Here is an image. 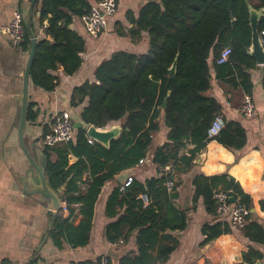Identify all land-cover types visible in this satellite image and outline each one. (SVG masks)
Listing matches in <instances>:
<instances>
[{"label":"trees","instance_id":"1","mask_svg":"<svg viewBox=\"0 0 264 264\" xmlns=\"http://www.w3.org/2000/svg\"><path fill=\"white\" fill-rule=\"evenodd\" d=\"M94 3L91 0L37 1L35 10L45 36L38 39L31 68L34 85L52 91L57 79L51 70L63 67L67 75H72L81 67L86 40L70 26L76 17L88 13ZM249 4L256 9L264 8V0H149L141 6L138 15L128 13L131 27L117 24L116 30L121 35H130L133 39L141 38L147 31L149 49L141 54L118 51L101 62L95 70L96 81H86L73 91L74 105L88 99L80 116L83 126H75L73 138L67 142L44 145L48 158L47 180L56 190L65 188L61 197L69 211L67 217H63L61 211L56 215L51 213L50 236L55 243L61 245L62 237L74 246L89 242L95 206L105 183L147 157L153 133L159 130L163 115L169 128L168 141L152 156L153 162L162 168L161 175L146 183L132 178L124 190L121 186L113 189L107 213L115 216L118 208H126L108 225L107 236L112 242L122 236L126 240L129 236L123 235L125 226L131 231L137 230L138 253L124 255L120 264H153L156 260H168L174 245H161V240L171 238L167 231H180L188 226V211L178 204L179 183L175 175L164 168L173 165L178 172L191 168L211 139L235 151L243 149L246 143V130L235 121L225 120L220 133L209 138L208 129L219 115L221 105L207 93L211 89V56L213 65L230 76L229 82L240 86L247 94L252 93L253 82L248 70L255 68L257 62L249 54L253 36ZM34 28L37 31L36 25ZM258 31L264 44V12ZM21 46L30 50L28 34ZM225 46L232 48L229 60L218 63L220 51ZM175 62V71L171 72ZM37 118L34 103L30 102L27 120L36 121ZM117 121L121 122L122 130L109 145L90 141L86 126L105 128ZM187 142L194 147L180 156ZM70 155L77 160L70 163ZM85 175L89 176L86 181ZM172 177L175 185L169 190L165 183ZM83 182L85 189L81 188ZM192 185L194 206L202 198L207 213L212 216L219 217L214 198L216 189L228 191L237 203L248 207L250 217L244 233L264 243V225L257 220L250 221L252 198L233 176L227 172L199 173L194 176ZM142 194L149 197L148 204L142 200ZM261 205L264 207V201ZM76 211L82 216L78 226L70 223ZM202 231L204 242L209 243L231 232L232 228L229 221L221 219L205 223ZM257 255L260 256V252ZM245 257L248 259V254Z\"/></svg>","mask_w":264,"mask_h":264},{"label":"crops","instance_id":"2","mask_svg":"<svg viewBox=\"0 0 264 264\" xmlns=\"http://www.w3.org/2000/svg\"><path fill=\"white\" fill-rule=\"evenodd\" d=\"M32 0H0V28L9 23L16 10L25 15ZM117 12L108 17V26L97 36L91 35L82 20L76 17L71 28L78 31L86 40V49L81 54L83 63L72 75H67L63 67L50 72L56 77L57 85L52 91L44 90L30 83L29 103H34L38 113L36 121H28L25 142L29 150L40 155L44 153L43 136L50 129L52 117L59 111H68L77 124L81 121V112L87 104V98L76 105L72 103L73 91L86 81H96L95 70L104 60L115 52L126 51L135 54L145 53L149 49L147 31L141 38L121 35L116 29L120 23L131 27L128 13L138 15L141 6L149 0H117ZM92 3L95 0H91ZM36 12V10H35ZM35 13L33 24L37 28L38 39L45 36ZM29 50L17 44L0 32V264H98L103 255H107L112 264H120L121 258L128 253H138L136 243L137 230L129 226L123 229L122 237L112 242L107 236L108 225L115 222L126 206L118 208L115 216L107 213V202L116 186H121L129 177L141 183L161 175L162 168L153 162L154 151L168 141L169 128L161 116L160 128L153 133L150 150L145 161L132 168L119 172L113 180L107 181L95 206L90 240L87 244L74 246L65 237L61 245L50 236L53 228L49 199L30 193L32 167L24 154L18 139V126L21 113L23 78ZM211 89L208 95L221 105L219 115L224 121H235L246 130V143L243 149L235 151L221 144L217 139L207 142L205 149L197 155L194 165L184 172L176 171L179 183L178 204L188 211V226L184 230L167 231L171 238L163 237L161 245H174L167 264H264V243L256 242L244 233V227L231 225L232 231L224 233L209 243H205L203 225L207 222L221 221L219 217L207 213L203 199L199 198L194 206L192 180L203 173L215 175L227 172L239 182L243 190L251 196L253 208L250 221L257 220L264 225V64L249 69L253 82L250 94L255 104L252 115L241 111L247 93L235 86L221 68L213 65L211 56ZM78 98H80L78 96ZM78 102V99H76ZM121 125L112 122L106 128ZM194 144L187 142L181 150L184 156ZM201 156V157H200ZM198 157L201 159L197 163ZM77 158L70 155L69 162ZM85 175L84 180L88 179ZM85 189V182L81 184ZM65 190L62 187V192ZM63 217L69 211L61 210ZM82 216L76 211L70 223L78 226ZM249 222V221H248ZM247 222V223H248ZM52 228L50 230V224ZM49 236L41 249L38 247L45 235ZM260 252V256L257 255ZM248 254V259L245 257Z\"/></svg>","mask_w":264,"mask_h":264},{"label":"built area","instance_id":"3","mask_svg":"<svg viewBox=\"0 0 264 264\" xmlns=\"http://www.w3.org/2000/svg\"><path fill=\"white\" fill-rule=\"evenodd\" d=\"M118 9L117 0H98L96 1L90 11L82 16V20L86 26L87 31L97 36L106 30L108 26V17L114 15ZM25 15L23 12L16 10L9 23L0 28V32L7 36V38L17 44H21L26 39V29L24 25ZM232 52L230 46H225L220 51L218 57V63H225L229 60V56ZM255 104L250 94H246L242 105V113L244 115H252L255 112ZM225 126V121L222 116L217 115L208 129L209 138H214ZM75 131V123L68 111H59L52 117L49 131L43 136V143L46 146H53L56 144H62L73 138ZM92 141V139L90 140ZM145 159L140 160V163ZM164 171L176 174V170L173 165H169L164 168ZM175 177V176H174ZM132 181V177L121 185V189L124 190ZM166 186L171 190L175 185V178H169L166 181ZM145 204L149 203V197L147 194L141 195ZM214 198L217 200V213L223 220H227L231 225L239 228L244 227L250 217V210L244 204L233 203L230 200V194L228 191L222 189H216ZM61 210L67 211V204L62 200ZM98 264H112L110 258L107 255H103ZM153 264H167L163 260H156Z\"/></svg>","mask_w":264,"mask_h":264},{"label":"water","instance_id":"4","mask_svg":"<svg viewBox=\"0 0 264 264\" xmlns=\"http://www.w3.org/2000/svg\"><path fill=\"white\" fill-rule=\"evenodd\" d=\"M37 1L38 0L31 1L28 11L26 12L24 18L25 29L30 39V50H29V56L23 78V95H22L20 120L18 126V139L24 154L26 155L28 161L30 162L33 172L32 173L33 184L31 189H27V190H29L30 193L39 194L42 197L49 199V204H48L49 209L51 210L53 215H56L62 209L61 208V204L63 200L61 197L62 188L56 190L48 182L45 174L48 158L46 154L43 153V150L42 152H40V155L38 156L29 150L25 142V133L27 126V116H28L29 98H30V92H29L30 83H31L30 74L36 53L37 43H38V37H37L38 32L35 31L33 24L36 13L35 7ZM249 11H250V24L253 31L252 45L249 49V54L256 60L258 64H264V44L262 42L261 35L258 31V23L261 16L263 15L264 8L256 9L251 4H249ZM175 67H176V62L173 64V67L171 68V72L175 71ZM164 105H166V103ZM75 126L76 128H80L83 126V123L78 122ZM85 128L87 130L88 136L92 140L99 141L104 145H109L110 141L113 138L117 137L122 130L121 125H113L106 129L98 128L94 125H89L86 126ZM200 157H198V160H196L197 163L200 162L199 161L201 159ZM230 200L231 202H236L234 197H230ZM49 226L51 230L52 223ZM48 236L49 233L45 235L43 241L38 247V251L41 249V247L47 240ZM252 264H261V262L258 261Z\"/></svg>","mask_w":264,"mask_h":264}]
</instances>
